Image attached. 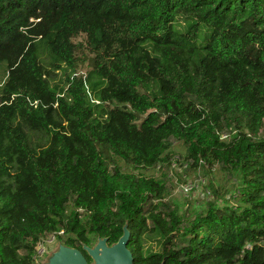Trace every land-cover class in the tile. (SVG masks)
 <instances>
[{
    "label": "trees",
    "instance_id": "16d2710c",
    "mask_svg": "<svg viewBox=\"0 0 264 264\" xmlns=\"http://www.w3.org/2000/svg\"><path fill=\"white\" fill-rule=\"evenodd\" d=\"M4 61L0 264H35L60 230L91 263L84 245L125 225L134 264H264V0H0ZM173 139L236 174L233 204L164 200L142 170Z\"/></svg>",
    "mask_w": 264,
    "mask_h": 264
},
{
    "label": "rangeland",
    "instance_id": "374dc122",
    "mask_svg": "<svg viewBox=\"0 0 264 264\" xmlns=\"http://www.w3.org/2000/svg\"><path fill=\"white\" fill-rule=\"evenodd\" d=\"M84 30L92 31L102 25L95 18L85 17L81 19ZM7 62L0 63V83L6 79ZM61 75L56 77L59 80ZM30 138L34 145H46L49 139L46 134L40 131H29ZM173 154L170 161L160 164L156 169L142 170L147 175L156 176L164 179L167 187L165 201L171 203L172 208H178L180 214L194 217L197 212L205 210L210 201H217L220 205L226 203L225 199L231 198L230 204L238 194V182L236 174L222 169L217 164H209L201 161L195 164L194 160L189 159L186 154V147L182 141L172 140ZM125 169L133 170L127 164ZM61 244L58 240L57 249ZM146 246L158 248L155 242H147ZM56 249V250H57Z\"/></svg>",
    "mask_w": 264,
    "mask_h": 264
},
{
    "label": "water",
    "instance_id": "95a60500",
    "mask_svg": "<svg viewBox=\"0 0 264 264\" xmlns=\"http://www.w3.org/2000/svg\"><path fill=\"white\" fill-rule=\"evenodd\" d=\"M130 235L125 225L123 235L113 245L109 244L108 237H100L94 246L84 245L91 263L81 249L61 244L45 264H134L133 253L128 247Z\"/></svg>",
    "mask_w": 264,
    "mask_h": 264
},
{
    "label": "built area",
    "instance_id": "2783aa9c",
    "mask_svg": "<svg viewBox=\"0 0 264 264\" xmlns=\"http://www.w3.org/2000/svg\"><path fill=\"white\" fill-rule=\"evenodd\" d=\"M223 138H228L229 134L224 133ZM64 230L54 231L43 235L36 243L33 260L35 264H45L48 258L56 251V244Z\"/></svg>",
    "mask_w": 264,
    "mask_h": 264
}]
</instances>
